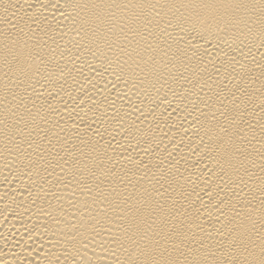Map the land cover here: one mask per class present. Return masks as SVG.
I'll return each instance as SVG.
<instances>
[{
    "label": "bare ground",
    "instance_id": "bare-ground-1",
    "mask_svg": "<svg viewBox=\"0 0 264 264\" xmlns=\"http://www.w3.org/2000/svg\"><path fill=\"white\" fill-rule=\"evenodd\" d=\"M0 264H264V0H0Z\"/></svg>",
    "mask_w": 264,
    "mask_h": 264
}]
</instances>
